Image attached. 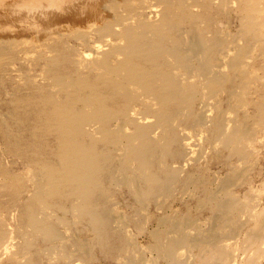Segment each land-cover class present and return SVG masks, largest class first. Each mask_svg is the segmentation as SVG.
Returning a JSON list of instances; mask_svg holds the SVG:
<instances>
[{
  "label": "bare ground",
  "instance_id": "6f19581e",
  "mask_svg": "<svg viewBox=\"0 0 264 264\" xmlns=\"http://www.w3.org/2000/svg\"><path fill=\"white\" fill-rule=\"evenodd\" d=\"M134 1L142 3L143 16L154 6L151 0H0V92L6 88L4 75H27L22 62L26 58L51 73L56 84L69 87L62 104L56 105L43 84L37 88L36 82L23 83L20 77L31 93L22 91L27 88L18 82L12 84L17 86L11 92L14 97L4 102L16 118L7 131L3 129L0 142L9 144L8 151L18 158L24 156L26 166L33 168L34 184L33 196L21 201L27 186L22 178L0 176V200L8 204L0 203V213L11 216L17 211L14 229L0 217V255L13 247L8 257L12 264H102V257L110 264H255L264 251L263 201L248 189L231 191L244 170L255 168L248 140L259 132L250 124L264 126V91L256 88L254 123L247 124L245 116L237 124V117L231 116L238 107L234 97L239 96L234 95L235 68L225 74L221 87L215 73L209 86L197 83L201 79L191 83L207 77L211 69L186 60L181 28L188 19L178 16L182 2L158 0L165 11L173 10L171 17L136 26L129 14ZM123 5L130 12L117 13ZM188 22L193 27L195 21ZM243 28L252 36L251 25ZM164 32L171 34L162 53L158 39ZM197 37L199 32H192L194 41ZM202 48L200 43L190 51ZM68 50H73L72 58L66 57ZM87 50L94 53L90 59ZM171 52L177 61L166 58ZM249 54L246 75L251 76L256 65L252 50ZM225 67L221 65L218 73ZM194 68L196 73L190 71ZM205 87L209 98L216 96L212 102L203 98ZM35 98L48 102L45 112ZM199 106L206 109L198 113ZM203 132L197 151L193 141ZM136 139L139 142L130 149L137 158L132 161L127 146L120 143L132 146ZM217 142L233 150L245 167L235 169L236 163L230 162L222 177L218 171L206 173L203 152ZM262 172L255 175L264 189ZM51 207L58 210V218L51 217ZM249 217L256 220L255 226L248 225ZM243 226L248 229L241 232ZM246 244L251 247L241 259L240 249Z\"/></svg>",
  "mask_w": 264,
  "mask_h": 264
},
{
  "label": "rangeland",
  "instance_id": "374dc122",
  "mask_svg": "<svg viewBox=\"0 0 264 264\" xmlns=\"http://www.w3.org/2000/svg\"><path fill=\"white\" fill-rule=\"evenodd\" d=\"M152 1L153 0H151L150 2L152 4H154V6L150 10V12L147 14V16L146 15L143 16L142 12L144 11V9L139 8L142 3L139 5L136 1H134L135 3H133V5H132L133 7L135 6V8H133V10H131L133 12H130L129 11L130 8H126V6L123 5V8L122 7H121V9L119 8L117 13L125 14V13H127V10H128L130 12L129 14L131 15V18L136 19V20H134V22H132V24H134L136 26L139 25V23L141 21H147V20L149 22L154 23V24H159V23H161L163 16L169 15L171 17V15L173 14V10L172 11H165V9H164L165 6L162 3H159L158 0H154L153 2ZM179 1L182 2L181 8L183 9V11L180 14H178V16L181 17L184 14L186 16V18L188 19L187 21H184L183 26L181 28V36H182L183 41H184V50L186 53V60L189 62L190 65L194 66L195 64L202 63L205 66H209L211 69V72L207 75V77L203 78L202 76H200L199 78H194L193 80H191V83H194L198 79H201V81L199 80L197 83H202V85L209 86V79L211 77H213L214 73H215L217 76L218 84L221 87L222 84L224 83L225 79H226V78H224L225 74L230 70V68L232 69V71H233V68H235L237 71V74H235L234 80L236 82L238 94H234V95H239V96L234 97L235 103L238 105V107L235 110L236 112L232 113L231 116H232V118H235V117L238 118V119L235 118L237 120L236 121L237 124L240 123L242 121V119H244L243 117L246 116L245 117L246 123L250 124L251 122H249V121H252V120L254 121L253 117L257 111V108L255 107V103L259 100V99L257 100V98H259V97H258V95H256V92L259 90L264 91V83H263L264 82V78H263L264 68L262 69V67H264V49H263L264 48V0H205V1L204 0H179ZM211 11H213L214 13L212 14ZM215 11H217V12H215ZM152 14H154V15H152ZM132 15H134V16H132ZM208 16H210L211 18H208ZM189 20L195 21V23L193 24V27L190 26V23L188 22ZM227 21H228V23H227ZM245 25H251L252 26V36H249V34H247L244 31L243 27ZM126 26L127 25H125L124 27H126ZM194 31H197L200 34L201 39L199 37H197V38H199L198 41H194V39H192V32H194ZM169 34H171V33L170 32H167V33L164 32L161 34V37L158 39L159 47H160L162 53L166 52V49L163 46H166V42L169 40ZM61 36H64V35H61ZM57 38H60V37H57ZM200 43L203 47L202 50L197 51V53H193L192 51H190L193 47H198V44H200ZM78 47H80V46L78 45ZM103 48H105V47H103ZM226 49H228L230 51L229 55H226V53H225ZM251 50L255 56V58L253 59V63L255 61L254 65H256V68H255L254 73L251 76H248V75H246V72H247L248 67L250 65V62H249L250 54H249V52ZM68 52L66 54V57L72 58V54H74V53H72L73 50H68ZM87 53H88V56L86 59H90L92 57V55L94 54L93 52H90L89 50H87ZM32 55H35V54H32ZM165 55H166V58L174 59V61L178 60V57L176 56V54L174 52H171L169 54L166 53ZM46 57H51V54H47ZM30 59L31 58H26V61H25V59L22 60L24 65H26L25 68H27V75L30 74V76L28 75L29 77L27 75H25V77H24L23 74L19 73V71H17V72L12 71L9 73V75L8 74L4 75V77L8 76L7 78H5V81L6 80L9 81V83L6 81V83H5L6 88L0 92V99H2V100H0V118L1 119L4 118L3 120L0 119V135L2 132H4V130L7 131L10 128V125H12V123H14V121H15L14 118H16V113L13 111V114H12V111H10L11 109L8 110V108H5L4 102L7 100H10L9 98L12 99V97H14V93H11V92L15 91V89L18 86L17 85L18 82H19L20 86H22V87L26 86L25 88H27V89L22 88V91L26 90V92L31 93L30 92L31 89H29V86H27L26 84L25 85L21 84V82H23L22 78H23V80L25 79V81L23 83H26V80H27V82L30 81L32 84L34 82H36L35 85L38 84L36 86L37 88L38 87L41 88L42 84L45 86V88L47 86L48 89L44 88V90L48 91L49 93L52 92L53 100L56 103V105H61L62 104L61 98L66 96L65 92L68 90L67 89L68 86L65 83H60V82L58 84H56L54 82L55 79L51 78V76H50L51 73H49L45 69H42L41 65H39V67H37V65L35 66L33 60L32 59L30 60ZM29 60L31 62H28ZM221 65H226V67L224 69H222L221 73H218ZM32 67H34V70H35L34 72H33ZM28 69H30V71H32V72H29ZM190 71L192 73L197 72V71H195V68L190 70ZM46 72H47V74H46ZM31 73H33L35 75V77H34V75H31ZM84 73H85V71H80L79 76L86 78V73L85 74ZM13 74H14V76H13ZM40 75L41 76L43 75V76L41 77ZM10 76H12V77L9 78ZM17 77H19V78L22 77V78H20L21 79L20 80ZM13 78H15V79L17 78L16 79L17 81ZM41 78H43V79H41ZM49 78H51V79L49 80ZM11 80H13V81H11ZM41 81H43V83ZM83 83L86 84V80H83L81 82V84H83ZM12 84L17 85L16 88L14 86H12ZM64 84H65V86H64ZM262 84H263V86H262ZM259 85H261V86L258 87ZM8 86H9V88L11 87L10 88L11 90L8 88ZM52 86H53V88H52ZM12 87H13V90H12ZM56 87H58V88H56ZM256 88L259 90H257ZM57 90H58V92H56ZM60 90H61V93L63 92L62 94L60 93ZM64 90H66V91L64 92ZM5 91L8 93H5ZM207 91L208 90L205 87V89L203 91V98L207 99V101H209V102H212L213 99H216V96L213 98H209ZM244 92H246V93L244 94ZM3 94L5 97L3 96ZM15 94H17V93H15ZM11 95H13V96L11 97ZM61 95H63V96H61ZM224 95L225 94L223 91L220 92V97L223 96V97H221V99L224 98ZM247 95H249V96H247ZM7 96H9V97H7ZM57 96H58V98L60 96V99H58ZM1 97H4V98H1ZM237 98H238V100H237ZM56 99H58V100H56ZM36 100L37 101L40 100L42 106L39 104L40 102H38V103H37V101H35V102L38 104V106H41L40 108L41 109L43 108L42 111L45 112L44 108H47L49 106L48 102H45V101L42 102L40 98L39 99L37 98ZM244 100H246V101H244ZM244 102L247 103V105L244 104ZM252 102H253V105H252ZM242 103H243V105H242ZM252 107H254V108H252ZM2 109H4L3 110L4 112L2 111ZM202 109L204 111L206 109V106L202 107L201 110H200V106H199L197 109V112L201 113ZM250 109H252V112ZM238 110H239V112H238ZM6 112H7V114H5ZM243 112H244V114H242ZM249 117H251V118H249ZM12 118H13V120H12ZM1 121L3 122L4 125L2 124ZM4 121H5V123H4ZM8 121L10 123H8ZM8 124H9V126H7ZM250 125L252 127L257 126V127H255V130L257 132L259 131L258 134H256L254 136V138H252V141L248 140L249 141L248 146L250 145L248 147V149L250 150V152L252 154V162L255 163L254 164L255 168H252V169L249 168L248 171H247V169L244 170L243 171V178L241 177L240 181H238V183H239L242 180V183L241 184L236 183L235 185H233L231 187V191L232 192H234V191L240 192V191H242V189H244V190L248 189L250 191V192H248V194L251 193L253 195L254 194L259 195V197L263 201L262 204L264 205V189H262V187L259 184V181L256 177V175H258L257 172L260 171L263 174L262 171H264V166H263L264 165V157H263V155H264V148H263L264 147V137H263L264 126H263V128H261L262 125H258L256 123L250 124ZM6 126L8 128H6ZM50 126H52V125L50 124ZM87 127L88 126H86V128ZM127 129L130 130V132H132L131 128L128 127ZM157 131L158 132L162 131L161 127H159L157 129ZM205 134H206V132H203V134L201 136H197L198 139L196 138L193 141V143L194 142L196 143V145H194L193 148H195L197 151H199L198 149L203 142V139L201 137L205 136ZM99 136L101 137V135L98 134V137ZM95 139H96V137L95 138H88L87 142H94ZM259 141H261V142L259 143ZM138 142H139V140H137V139L134 140L132 146L131 145L129 146L124 142L120 143L121 146H123V145L127 146V156L132 161H135V159L137 158V155H136L137 153L135 150L130 149V148L135 147V145ZM244 142L242 141V143L239 146L244 145ZM219 144L220 143L217 142V144L214 146L213 149L210 147H207V148H205L206 153L203 152L204 156L207 158V163H208L207 165L209 166L208 172H206V173H209L210 171L211 172L218 171L219 172L218 175L220 177H222L225 175V173L223 175V172H226L227 163H230V162H233L232 166L234 165V163H236L238 165L237 166L235 164L233 166L235 169H242V167L243 168L245 167V164H244L245 162H239V164H238L237 159H236V155H234L233 150L232 151L230 150V152H229V149H227V150L225 148L223 149L222 145L221 144L219 145ZM218 146H219V148H218ZM0 147H1L0 148V152H1V154H0V160H1L0 161V168H1L0 169V176L3 178L4 177L7 178L8 174H10V175H14V176L15 175L19 176V178L21 177L22 181L25 182L27 186H26V190L21 195L20 200L22 201L26 198L32 197L33 196L32 192L34 193V191H33L34 190V184H32V180H33V177H32L33 176V168H32V166H26V161H25L26 159L22 158L24 156L21 157V155L19 154V157L21 158V161H20V158H18V155L15 152H13L11 150L9 152L8 150L11 148L9 144H5L3 142L2 143L0 142ZM259 149H260L261 153H260ZM26 150H30V149L27 148ZM215 151H216V153H215ZM256 151H257V153H256ZM11 152H13V153H11ZM14 153H15V155H14ZM211 153H212V155H211ZM231 153H232V156H230ZM210 155H211V157H210ZM254 155H256V156H254ZM215 157L219 158V159H216ZM209 158L211 160H209ZM201 160H202L201 162H204L203 158ZM1 162H3V163H1ZM4 163H5V165H4ZM205 163H206V161L204 162V164ZM3 170H4V173H3ZM255 173H256V175H255ZM248 176H250V177H248ZM258 176H260V175H258ZM245 177H246V180H245ZM6 178L4 180H6ZM250 181H252V182H250ZM1 183H2V181L0 180V184ZM25 193H27V195ZM179 197H183V195L181 196V194L179 193ZM183 198L180 200L181 202L183 201ZM2 199L3 200H0V203L2 202L3 205L7 206L8 204L6 203L5 198H2ZM4 202L6 204H4ZM175 206L179 207V204H177ZM55 208L56 207H51V210L49 211L51 214V217L53 219L58 218V214H57L58 210ZM55 210H57V211H55ZM261 211L264 212V206L262 207ZM13 212H14V214H13ZM16 214H17V211H15V210L12 211L11 216L8 214V212H5L4 210H3V213H0V217L5 220V223H6L8 229L9 228L14 229V227H15L14 225H17L16 224L17 223L16 222L17 221L16 220V218H17ZM9 220H11V221H9ZM14 220H15V222H14ZM248 225L250 227L255 226L256 220L253 219L252 217H249ZM247 229H248V226H243L241 232L242 231L244 232ZM139 240L141 241L140 238H139ZM14 242H15V240H14ZM262 246H263L262 249H264V245H262ZM250 247H251V245L246 244L245 246L242 247L243 250L240 249L241 251H243L241 254V259L244 258L245 256H248V254L245 255V252L248 251ZM13 249H14L13 247H12V249H8V250L4 249L3 254L0 255V262L1 263L12 264V262L10 261V259H8V257H10ZM252 252L253 251H251V254H252V256H254V254ZM146 255L148 257H151L152 253L146 252ZM256 260H258V261H256ZM101 263L102 264H110V259L108 257H102ZM57 264H61V263L57 262ZM255 264H264V251L262 252V254L260 256H258V259H255Z\"/></svg>",
  "mask_w": 264,
  "mask_h": 264
}]
</instances>
